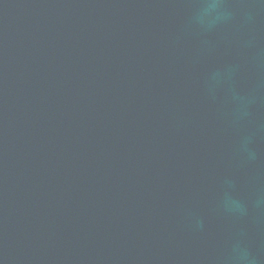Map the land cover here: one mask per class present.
Returning a JSON list of instances; mask_svg holds the SVG:
<instances>
[{
    "label": "water",
    "instance_id": "obj_1",
    "mask_svg": "<svg viewBox=\"0 0 264 264\" xmlns=\"http://www.w3.org/2000/svg\"><path fill=\"white\" fill-rule=\"evenodd\" d=\"M0 264H264V0H0Z\"/></svg>",
    "mask_w": 264,
    "mask_h": 264
}]
</instances>
